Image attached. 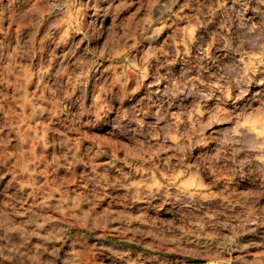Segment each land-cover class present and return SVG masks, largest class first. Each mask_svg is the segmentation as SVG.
Returning <instances> with one entry per match:
<instances>
[{
	"label": "clouds",
	"instance_id": "1",
	"mask_svg": "<svg viewBox=\"0 0 264 264\" xmlns=\"http://www.w3.org/2000/svg\"><path fill=\"white\" fill-rule=\"evenodd\" d=\"M261 89L264 0H0V264H264Z\"/></svg>",
	"mask_w": 264,
	"mask_h": 264
},
{
	"label": "rangeland",
	"instance_id": "2",
	"mask_svg": "<svg viewBox=\"0 0 264 264\" xmlns=\"http://www.w3.org/2000/svg\"><path fill=\"white\" fill-rule=\"evenodd\" d=\"M107 67H109V65L106 64V65H104L103 68H101L102 74L104 73V69ZM93 74L95 75V70H93ZM110 239H114V236L110 237ZM176 258H178V257H175V256L169 257L170 260H174ZM184 259H185V264H215L214 261L209 260L207 258H203V257L193 258L192 256H188Z\"/></svg>",
	"mask_w": 264,
	"mask_h": 264
},
{
	"label": "bare ground",
	"instance_id": "3",
	"mask_svg": "<svg viewBox=\"0 0 264 264\" xmlns=\"http://www.w3.org/2000/svg\"><path fill=\"white\" fill-rule=\"evenodd\" d=\"M262 90L264 91V89H262ZM262 90H261V91H262Z\"/></svg>",
	"mask_w": 264,
	"mask_h": 264
}]
</instances>
